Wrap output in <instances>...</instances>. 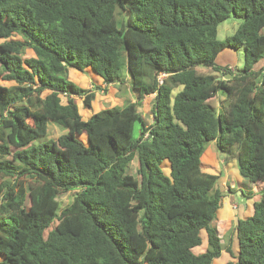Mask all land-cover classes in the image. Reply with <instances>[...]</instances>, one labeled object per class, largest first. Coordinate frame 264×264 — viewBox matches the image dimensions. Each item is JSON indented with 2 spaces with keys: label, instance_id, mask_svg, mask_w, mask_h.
Returning a JSON list of instances; mask_svg holds the SVG:
<instances>
[{
  "label": "trees",
  "instance_id": "obj_1",
  "mask_svg": "<svg viewBox=\"0 0 264 264\" xmlns=\"http://www.w3.org/2000/svg\"><path fill=\"white\" fill-rule=\"evenodd\" d=\"M231 14L242 20L219 40ZM240 47L242 68L215 62ZM263 57L264 0H0V78L13 82L0 84V264H212L225 193L201 167L209 141L262 184L225 264H264V66L254 67ZM88 67L104 87L68 79ZM123 69L136 101L83 119L76 97L90 107ZM150 94L147 122L137 102ZM48 121L67 132L28 146ZM202 231L207 247L194 253Z\"/></svg>",
  "mask_w": 264,
  "mask_h": 264
},
{
  "label": "rangeland",
  "instance_id": "obj_2",
  "mask_svg": "<svg viewBox=\"0 0 264 264\" xmlns=\"http://www.w3.org/2000/svg\"><path fill=\"white\" fill-rule=\"evenodd\" d=\"M241 20H242L241 16L231 14L227 19L219 23L217 27V38L219 40H222L226 36L233 34L235 29L241 22ZM32 55H33L32 50L30 48H27L23 54V57L24 58L30 57ZM243 59H244L243 47H240L237 50L226 48L225 50L221 51L217 55L215 62L217 64L229 62L232 66H234V68L240 69L243 66ZM263 65H264V57L261 58L254 65V67L259 68ZM199 70L207 72L209 71V68L199 67ZM125 74L126 72L123 69L121 71V76H120L121 80L125 77L124 76ZM68 79L82 89H86V88L94 89V87H92V84L100 85L98 83L102 82L101 77L98 76L90 67L86 68L84 71L70 68L68 70ZM12 83L13 82H8L0 78V84L11 85ZM87 83H88V86L86 87ZM127 84L125 85L123 83H120L119 81H116V83H114L113 85H110L105 92L96 90L95 97L91 101L90 107L83 106L82 98L76 97V103L78 105V110H79V113L82 115V118L87 119L90 116V114L102 108H106L112 105L124 106L130 101H136L135 93L131 91V89L127 86ZM180 89L181 87L175 88L173 90V94L176 93ZM60 97H61L62 102L66 101L64 95L60 94ZM153 101H154V96L148 95V96H145L141 102H137L138 110L143 114L144 119L147 122L151 121L152 116L150 112H151ZM210 102L212 106L216 110H218L219 108H222L225 104L224 96L221 93H218L211 99ZM140 128H141L140 122L136 121L133 127V137L135 139L138 138L140 135ZM66 132H67L66 128L56 124L53 121H48L46 134L43 136L36 137L35 139H33L31 143H29L28 146L41 144L50 139H55L60 134H63ZM81 138L84 139V136H81ZM224 157H225V154L220 152L217 149L215 142L209 141L204 145L203 151L201 153V167L204 171H207L210 173H218L219 174L218 187L224 193L227 192V195L231 197V199L229 200V205H228L229 211L231 213V218L227 219V221L223 223L225 228L223 230H220L221 223H218L222 217V211H223L224 205H222L221 209L217 212L214 218V221H212V225L217 227L220 231L221 240L224 243L223 248L226 249L227 247H230L232 252L235 254L236 252V234L234 231L235 223H232V222H236L238 218H242V217L244 218L248 216L249 213H248L247 208L251 207L250 204L252 203L253 200L259 198L260 193L258 195H255L254 193H257V190L259 191L262 184L259 182L251 184L247 178L242 177L239 174L236 164H234L233 167H231L232 164L228 165L225 162ZM232 160L234 159H231L230 161ZM161 168L165 174L167 175L169 174L168 160H164L162 162ZM137 170H138V162L136 158H134L129 166V172L134 175H137ZM225 175H226V178H225ZM231 183L234 184V187L236 188V190L234 189L229 190V187H230L229 184ZM240 189L243 190V195L238 193ZM74 195H75V191H68L63 194H60L58 197V200L61 203V207L70 203ZM223 199H227V198H223ZM242 209L243 211L240 214L239 212ZM205 241L206 240L203 239L202 244L194 247L192 249L193 252L201 253L206 247ZM222 254L221 256L216 257V261L213 264H224L226 261L231 259L230 253L224 252Z\"/></svg>",
  "mask_w": 264,
  "mask_h": 264
},
{
  "label": "crops",
  "instance_id": "obj_3",
  "mask_svg": "<svg viewBox=\"0 0 264 264\" xmlns=\"http://www.w3.org/2000/svg\"><path fill=\"white\" fill-rule=\"evenodd\" d=\"M220 65H229V66H232L229 62H226V63H222V64H220ZM264 66V65H263ZM233 67V66H232ZM70 69V68H69ZM68 69V70H69ZM75 69V68H74ZM114 83H116V82H114ZM114 83H112V84H109V85H107V86H105V88H106V90L108 89V87L110 86V85H113ZM120 83H123V84H127V81H126V79H124V81L123 82H120ZM98 84H100L102 87H104V84L102 83V82H100V83H98ZM88 86V83H87V85H86V87ZM127 86L129 87V85L127 84ZM132 91V90H131ZM102 92V91H101ZM132 93V92H131ZM150 95H153V94H150ZM134 96V95H133ZM148 96V95H147ZM154 96V95H153ZM145 97V96H144ZM144 99V98H143ZM134 100V99H133ZM91 115V114H90ZM223 161V160H222ZM228 165L229 164H232V166L231 167H233V165L234 164H236V161L235 160H232V161H228V162H226ZM233 169V168H232ZM225 178H226V175H225ZM255 183H257V182H255ZM251 184H253V183H251ZM230 185V187H229V190H232V189H234V190H236V188L234 187V184L233 183H231V184H229ZM242 192H243V190L242 189H240V191L238 192V193H240L241 195H242ZM251 193V192H250ZM255 195H258L259 194V191L257 190V193H254ZM260 196V195H259ZM224 198H227V199H223L222 200V204H221V206L219 207V209L217 210V212L221 209V207H222V205H224V207H223V211H222V217H221V219H220V221L218 222V223H221L220 225V230H223L224 228H225V226H224V222L225 221H227V219H230L231 218V213H230V211H229V208H228V205H229V200L231 199V197H229L228 195H227V192L225 193V196H224ZM258 199V198H257ZM257 199H255V200H257ZM226 200V201H225ZM255 200H253L252 201V203L250 204L251 205V207L249 208H247V210H248V216L249 215H251L252 214V211H253V202L255 201ZM247 204H248V202H247ZM227 205V206H226ZM242 211H243V209L242 210H240V214L242 213ZM217 212H216V214H217ZM244 213V212H243ZM239 214V215H240ZM241 216V215H240ZM242 217V216H241ZM247 217V216H246ZM243 218V217H242ZM214 221V220H213ZM237 221V220H236ZM232 223H236V222H232ZM215 227V226H214ZM215 228H217V227H215ZM217 230V233H218V235H219V237H220V242H221V244H222V247H223V245H224V243H223V241L221 240V234H220V231H219V229L217 228L216 229ZM201 244L203 243V239H205L206 241V247H207V238H206V235H205V232L204 231H202L201 232ZM206 247H205V249H206ZM204 249V250H205ZM237 249H238V244H237V239H236V252H235V254L237 253ZM203 250V251H204ZM202 251V252H203ZM224 252H227L226 251V249H224V248H222V250H221V253H220V255L219 256H221V254L222 253H224ZM229 253V252H228ZM223 255V254H222ZM218 256V257H219ZM231 259H232V257H231ZM231 259H229V260H231ZM216 261V258L213 260V262H212V264L214 263ZM227 262V261H226ZM225 262V263H226ZM224 263V264H225Z\"/></svg>",
  "mask_w": 264,
  "mask_h": 264
},
{
  "label": "built area",
  "instance_id": "obj_4",
  "mask_svg": "<svg viewBox=\"0 0 264 264\" xmlns=\"http://www.w3.org/2000/svg\"><path fill=\"white\" fill-rule=\"evenodd\" d=\"M229 66V65H228ZM229 67H231L232 68V66H229Z\"/></svg>",
  "mask_w": 264,
  "mask_h": 264
}]
</instances>
